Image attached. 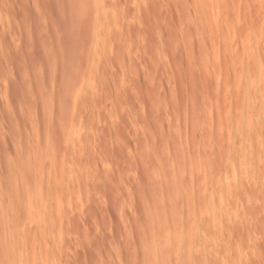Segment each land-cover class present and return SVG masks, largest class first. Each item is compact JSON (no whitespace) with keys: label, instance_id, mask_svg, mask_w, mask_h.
<instances>
[{"label":"rangeland","instance_id":"obj_1","mask_svg":"<svg viewBox=\"0 0 264 264\" xmlns=\"http://www.w3.org/2000/svg\"><path fill=\"white\" fill-rule=\"evenodd\" d=\"M0 264H264V0H0Z\"/></svg>","mask_w":264,"mask_h":264},{"label":"bare ground","instance_id":"obj_2","mask_svg":"<svg viewBox=\"0 0 264 264\" xmlns=\"http://www.w3.org/2000/svg\"><path fill=\"white\" fill-rule=\"evenodd\" d=\"M8 225H10V224H8ZM11 230V229H10ZM13 233V231H11V234ZM15 234V233H14ZM13 234V235H14ZM9 235V234H8ZM18 236V235H17ZM20 236V235H19ZM15 238V237H14ZM20 238V237H19ZM21 239V238H20ZM25 239V238H24ZM5 240V239H4ZM9 241H13V239L12 240H9ZM8 241V242H9ZM14 242H16V241H14ZM19 242V241H18ZM12 243V245L10 244V242H9V244L8 245H11V246H13V242H11ZM2 244V243H1ZM11 246H9V248L11 247ZM9 251V250H8ZM10 255H11V253H10ZM14 256V255H13Z\"/></svg>","mask_w":264,"mask_h":264}]
</instances>
